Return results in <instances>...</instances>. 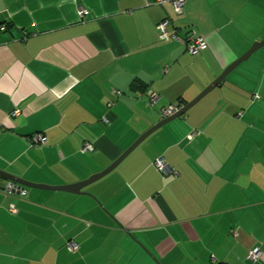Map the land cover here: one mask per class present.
Masks as SVG:
<instances>
[{
    "label": "crops",
    "instance_id": "obj_1",
    "mask_svg": "<svg viewBox=\"0 0 264 264\" xmlns=\"http://www.w3.org/2000/svg\"><path fill=\"white\" fill-rule=\"evenodd\" d=\"M165 17L179 39L159 36ZM190 34L206 39L196 53ZM262 39L264 0H186L180 13L156 0H0V169L83 181ZM8 179L0 264H264V44L80 191L8 193Z\"/></svg>",
    "mask_w": 264,
    "mask_h": 264
},
{
    "label": "built area",
    "instance_id": "obj_2",
    "mask_svg": "<svg viewBox=\"0 0 264 264\" xmlns=\"http://www.w3.org/2000/svg\"><path fill=\"white\" fill-rule=\"evenodd\" d=\"M185 1L186 0H156L157 3H163V2L171 3L177 13H180L182 11ZM78 13L82 17V16L87 15L89 13V10L85 7H80L78 9ZM169 23H170V20L167 17L161 19L157 23V29H158L159 36L164 39H169V38L179 39V36L176 32H169L168 30ZM3 27L4 26L2 25V28ZM185 42H186L188 50L191 53H196L205 46L206 39L203 35L190 34L188 37L185 38ZM148 97H149L150 103L153 104L157 100L158 94L155 91H149ZM182 106L183 104H176L173 102L162 106L160 109L161 117L172 115L173 113L178 111ZM17 111L18 109L14 110V112H17ZM31 140L33 143L34 142H45L46 135L41 131H34L31 133ZM87 148L89 149L92 148V144L90 142L85 143L82 147L83 150ZM154 163L157 166V168L161 170L163 173H168L172 171V169L170 168L169 164L166 162L163 156L156 157L154 160ZM3 189L8 193H20V194L26 193V190L22 185L10 179L6 180V182L3 185ZM10 209L15 211L16 207L13 204H11ZM68 244L71 248L76 247V244L73 241H70ZM260 255H261V248L259 245H255L249 249L247 258L250 261L254 262L258 260ZM208 264H223V263L219 262L216 256L212 254L210 256Z\"/></svg>",
    "mask_w": 264,
    "mask_h": 264
},
{
    "label": "water",
    "instance_id": "obj_3",
    "mask_svg": "<svg viewBox=\"0 0 264 264\" xmlns=\"http://www.w3.org/2000/svg\"><path fill=\"white\" fill-rule=\"evenodd\" d=\"M262 44H264V39L262 40H258L255 41L251 47L241 56H239L238 58L234 59L229 65H227L225 67V69L223 70V72L217 76L210 84H208L194 99H192L191 101H189L188 103L184 104L178 111H176L175 113H173L172 115L163 117L162 119H160L159 121H157L156 123H154L149 129H147L146 131H144L123 153H121L108 167H106L105 169H103L102 171H99L97 173L92 174L89 178L83 180V181H79L77 183L74 184H69V185H49V184H45V183H40V182H34V181H30L21 177H18L16 175H13L11 173H8L4 170L0 169V175L3 178H9L12 179L18 183H21L24 186H30V187H38V188H46V189H63V190H76V191H80L81 187H83L84 185H86L87 183L99 178L100 176H102L103 174H105L106 172H108L109 170H111L138 142H140L146 135H148L151 131H153L155 128H157L158 126H160L161 124L167 122L168 120L179 116L180 114H182L183 112L186 111V109L188 107H190L194 102H196L202 95H204L208 90H210L218 81H220L223 77H225V75L231 70L233 69L241 60L247 58L251 52H253L255 49H257L259 46H261ZM117 222L119 224H121L118 220Z\"/></svg>",
    "mask_w": 264,
    "mask_h": 264
},
{
    "label": "trees",
    "instance_id": "obj_4",
    "mask_svg": "<svg viewBox=\"0 0 264 264\" xmlns=\"http://www.w3.org/2000/svg\"><path fill=\"white\" fill-rule=\"evenodd\" d=\"M178 104V103H177ZM179 104H183V103H179ZM163 118V117H162Z\"/></svg>",
    "mask_w": 264,
    "mask_h": 264
}]
</instances>
